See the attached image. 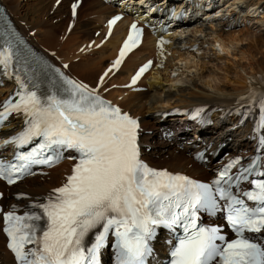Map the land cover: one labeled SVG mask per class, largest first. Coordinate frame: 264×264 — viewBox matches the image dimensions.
Returning a JSON list of instances; mask_svg holds the SVG:
<instances>
[{
  "label": "snow or ice",
  "instance_id": "obj_1",
  "mask_svg": "<svg viewBox=\"0 0 264 264\" xmlns=\"http://www.w3.org/2000/svg\"><path fill=\"white\" fill-rule=\"evenodd\" d=\"M72 7L75 15L76 5ZM119 19L114 17L109 24ZM131 28L136 36L129 34L114 67L138 43L142 30L136 24ZM0 43L4 45L0 47V65L5 69L14 60L20 63L24 59L12 40ZM150 65L151 61L143 65L132 82ZM16 79L23 91L17 92L20 99L16 103L10 107L6 103L0 123L7 112L16 111L24 114L26 127L4 143L23 146L37 137L42 142L30 152L18 153L16 160L21 163L5 166L0 162V176L14 183V172L23 175L31 164L50 163L53 158L44 156L48 150L74 149L79 153L65 183L52 190L46 203L36 205L41 212L4 214L8 247L18 264H100L99 254L109 233L116 237V264H146L152 254L150 241L161 226L173 232L176 227L183 229L171 251L170 264H264V242L246 235L264 233V181H253L257 191L244 194L248 200L260 202L253 208L220 186L225 177V184L232 181L227 169L209 185L151 168L140 159L137 120L103 100L95 89L61 74L60 89L38 94L19 76ZM260 106L264 116V99ZM217 194L227 201L226 219L237 236L231 241L217 227L197 225L201 210L210 214L218 210ZM94 229L100 230L86 248L85 237Z\"/></svg>",
  "mask_w": 264,
  "mask_h": 264
},
{
  "label": "bare ground",
  "instance_id": "obj_2",
  "mask_svg": "<svg viewBox=\"0 0 264 264\" xmlns=\"http://www.w3.org/2000/svg\"><path fill=\"white\" fill-rule=\"evenodd\" d=\"M1 1L18 27L36 46L57 55L60 63L68 62V70L72 76L84 81L89 87H96L97 92L139 117L141 126L146 131L143 133V141L151 145L150 151L145 152L144 157L151 164L187 173L199 179H207L211 175L210 171L187 155V145L180 149L177 144L158 139L156 131L162 125L176 131L190 127L186 139L201 137L213 141L216 145L226 142L225 150H244L251 147L250 127L238 126L230 112L241 97L254 90L255 84L264 82V38L252 36L253 47L241 46L246 39L248 27L243 26L244 30H225L236 19L232 16L234 11L230 8L214 20L207 19L209 14L204 18H195L188 23L193 25L190 35H187V29L185 33L182 31L181 35H175L165 43L161 40L154 41V36L146 34L141 45L124 56L118 67H114V59L119 41L125 33L127 20L119 21L107 36L104 21L106 16L113 12L111 6L100 0ZM73 4L76 5L75 15H71ZM229 4L234 6L231 8H235V5L239 8V5H242L239 8L244 11L239 18L241 22L251 20L259 30L264 28V0H227L226 6ZM67 6L69 8L65 14ZM183 7L186 10L189 5L185 4ZM64 14L68 16L65 17ZM96 31L97 35H94ZM185 35L187 36L184 37ZM100 41L102 44H99ZM203 46H208V50L214 55L233 54L239 69L236 76H240V79L228 87L214 86L216 89L208 86L207 81H202L199 61L200 54L204 53ZM231 46L234 48L231 49ZM145 58L154 60L151 75L139 83L146 85L147 90L132 93L119 87L127 82L136 64ZM164 82L168 84L165 86ZM11 87L12 85L6 84L0 88V99L1 93ZM192 105H208L215 108L208 111L209 116L205 118L204 128L195 127V120H191L187 114L186 109ZM165 106L175 108V115L161 118L160 121L145 118L146 112L159 111ZM226 122L228 125L222 127ZM14 123L15 121L11 120L5 129L11 128ZM16 131L14 129L0 134L8 137ZM230 136L232 137L229 138ZM70 170L71 162L63 161L53 169L46 170L45 175L29 176L12 187H5L0 182V189L4 190L2 202L6 208L11 205L39 204L53 188L65 181V174ZM0 264H14L12 256L5 249L1 232Z\"/></svg>",
  "mask_w": 264,
  "mask_h": 264
},
{
  "label": "rangeland",
  "instance_id": "obj_3",
  "mask_svg": "<svg viewBox=\"0 0 264 264\" xmlns=\"http://www.w3.org/2000/svg\"><path fill=\"white\" fill-rule=\"evenodd\" d=\"M21 1L25 2L26 0H21ZM71 5L72 4H70V6ZM68 8H69L68 6L65 8V14L67 13ZM71 15H73V14H71ZM67 16L68 15H65V17H67ZM253 18H255V16H253ZM101 24H102V26L104 25L103 22ZM244 27L239 26V27L233 28V30L243 29ZM97 33H98L97 31L94 32V35H97ZM247 33H245L246 39H245V41H243L244 44H241V46H243V47H246V46L253 47V42L251 41L252 36H254V37L261 36L264 38V28L262 27V30H259L253 24H252V26L248 27ZM99 44H102V41H100ZM239 47H240V45H239ZM215 48L217 51V47H215ZM233 48L234 47L231 46V49H233ZM251 49H253V48H251ZM205 50H207V52ZM202 51H204V53L200 54V61H199V64H200V67H199L200 70L199 71L203 75L201 80L207 81L208 82L207 85L210 86L212 89H216V88H214V86H217V85H219V86L224 85L223 87L231 86L232 84L235 83V81L237 79L238 80L240 79V76H236V72H237V70L239 71V69H238L237 60H236V58L233 57V54H230L229 56H227L224 53H220L218 55L214 52L216 54V55H214V54H212V51L208 50V46H203ZM230 52H231V50H230ZM232 53H234V52H232ZM231 55H232V57H231ZM237 57H238V55H237ZM233 60H235V61H233ZM240 74H241V71H240ZM209 81H210V83H209ZM167 84H168L167 82H164L165 86ZM169 109H172V108L165 106L164 108L160 109L159 111L146 112L145 118H148V119L150 118V119H153L155 121H158V120L160 121V119H161L160 115L164 111L166 112V115H167L168 112L166 110H169ZM185 125H182V126H185ZM226 125H228V122H226L222 127L225 128ZM231 137L232 136H230L229 138H231ZM164 142H166V141H164Z\"/></svg>",
  "mask_w": 264,
  "mask_h": 264
}]
</instances>
